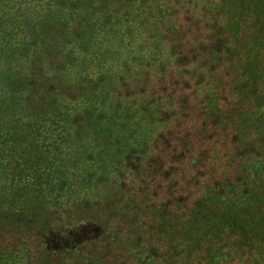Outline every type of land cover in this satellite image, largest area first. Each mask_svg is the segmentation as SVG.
<instances>
[{"label": "trees", "instance_id": "16d2710c", "mask_svg": "<svg viewBox=\"0 0 264 264\" xmlns=\"http://www.w3.org/2000/svg\"><path fill=\"white\" fill-rule=\"evenodd\" d=\"M0 264H264V0H0Z\"/></svg>", "mask_w": 264, "mask_h": 264}]
</instances>
